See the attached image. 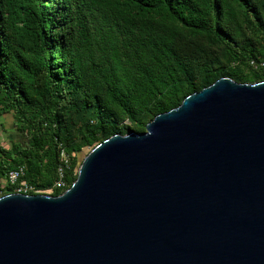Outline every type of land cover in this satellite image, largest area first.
Wrapping results in <instances>:
<instances>
[{
    "label": "trees",
    "instance_id": "obj_1",
    "mask_svg": "<svg viewBox=\"0 0 264 264\" xmlns=\"http://www.w3.org/2000/svg\"><path fill=\"white\" fill-rule=\"evenodd\" d=\"M222 78L264 81V0H0V122L26 135L0 143V198L20 168L61 195L82 154Z\"/></svg>",
    "mask_w": 264,
    "mask_h": 264
},
{
    "label": "water",
    "instance_id": "obj_2",
    "mask_svg": "<svg viewBox=\"0 0 264 264\" xmlns=\"http://www.w3.org/2000/svg\"><path fill=\"white\" fill-rule=\"evenodd\" d=\"M0 264H264V81L112 136L59 196L0 198Z\"/></svg>",
    "mask_w": 264,
    "mask_h": 264
},
{
    "label": "built area",
    "instance_id": "obj_3",
    "mask_svg": "<svg viewBox=\"0 0 264 264\" xmlns=\"http://www.w3.org/2000/svg\"><path fill=\"white\" fill-rule=\"evenodd\" d=\"M59 173H60L59 180L55 183V188L60 190H65L66 183L64 180L63 170L60 169ZM24 175H25L24 168L11 171L7 176V183L16 187L15 188L16 193L30 195V193L35 192V189L28 183L22 181Z\"/></svg>",
    "mask_w": 264,
    "mask_h": 264
},
{
    "label": "rangeland",
    "instance_id": "obj_4",
    "mask_svg": "<svg viewBox=\"0 0 264 264\" xmlns=\"http://www.w3.org/2000/svg\"><path fill=\"white\" fill-rule=\"evenodd\" d=\"M13 142H26V135L17 132L14 127V120L11 116H7L0 122V143L10 148ZM87 152L80 156V161H83Z\"/></svg>",
    "mask_w": 264,
    "mask_h": 264
}]
</instances>
